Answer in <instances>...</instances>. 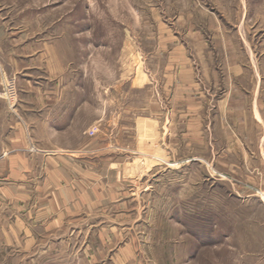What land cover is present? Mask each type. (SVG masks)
Masks as SVG:
<instances>
[{"label":"rangeland","instance_id":"rangeland-1","mask_svg":"<svg viewBox=\"0 0 264 264\" xmlns=\"http://www.w3.org/2000/svg\"><path fill=\"white\" fill-rule=\"evenodd\" d=\"M254 16H264V0H0V163L21 154L41 181L40 159L87 155L99 173L92 182L109 192L123 183L126 194L93 216L95 232H113L106 247L97 233L58 241L33 228L34 239L13 238L2 186L17 180L0 168V264H114L125 241L137 256L128 264H264L263 204L232 191L245 183L193 162L210 154L166 151L157 103L171 98L181 67L200 66L194 26L209 42L214 19ZM54 95L47 109L78 108L69 128L34 130L47 110L40 103Z\"/></svg>","mask_w":264,"mask_h":264},{"label":"crops","instance_id":"crops-1","mask_svg":"<svg viewBox=\"0 0 264 264\" xmlns=\"http://www.w3.org/2000/svg\"><path fill=\"white\" fill-rule=\"evenodd\" d=\"M214 20L215 26L209 29L212 36L209 42L204 28H192L190 35L199 45L195 55L200 66L187 71L181 67L172 75L171 98L157 101L158 124L166 132L163 134L166 151L170 149L176 154L188 145L195 154H210L208 159L206 155L194 157L193 162L201 166L206 162L237 182L250 185L249 189L240 185L232 191L243 201L253 198L264 206V16ZM185 73L189 77L187 85L181 80ZM162 93L165 95L164 87ZM46 99L55 101L51 100V104L42 101L40 106L45 107L39 111L59 103L56 95ZM167 104L172 106L168 125ZM58 107L47 109L41 116L43 122L36 124L34 130L59 132L69 128L77 106L63 105L62 111ZM20 142L13 146L18 149L25 144L24 139ZM89 145L85 144L82 149L88 150ZM77 158L54 154L40 159L41 181L36 177L37 163L33 167L21 154L0 163L1 171L17 180L16 184L2 186L4 202L12 207L7 229L13 238L31 235L34 239L30 230L41 228L65 237H59L58 241L68 240L75 234L92 240L97 233L96 240L107 246L113 232L107 227L95 232L93 216L100 211L108 213L111 206L123 201L124 184H116L111 192L105 185L94 184L92 176L99 174L98 169L90 171L87 155ZM180 164L178 168L183 167ZM211 180L228 182L217 177ZM118 237L122 241L127 233H119ZM121 246L115 256V261H119L116 264L137 261L130 242H122Z\"/></svg>","mask_w":264,"mask_h":264}]
</instances>
